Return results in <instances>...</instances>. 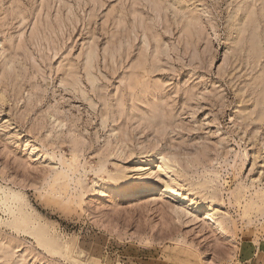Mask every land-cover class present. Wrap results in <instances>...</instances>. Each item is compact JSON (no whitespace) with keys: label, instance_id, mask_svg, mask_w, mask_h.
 <instances>
[{"label":"rangeland","instance_id":"obj_1","mask_svg":"<svg viewBox=\"0 0 264 264\" xmlns=\"http://www.w3.org/2000/svg\"><path fill=\"white\" fill-rule=\"evenodd\" d=\"M248 240L264 0H0V264H239Z\"/></svg>","mask_w":264,"mask_h":264},{"label":"bare ground","instance_id":"obj_2","mask_svg":"<svg viewBox=\"0 0 264 264\" xmlns=\"http://www.w3.org/2000/svg\"><path fill=\"white\" fill-rule=\"evenodd\" d=\"M142 163H143V159H141V161L139 162V164H142ZM143 169H144L143 167H137V168L133 169L132 172H136L137 173V172L142 171ZM145 174L150 176V174L147 173V172H144V175ZM132 185H133V183H131L130 181L129 182L127 181V185L122 186V188H119L118 189V192L120 194L121 199H124V200L125 199H134V198H136L139 195L140 192L141 193H148L150 191H156L158 189V184L155 181H153V180H149L148 181V180L143 179L137 185H135V186H132ZM110 188L116 189L115 185H111ZM99 191H100V188H98L96 190V193L99 194ZM188 195H190V194H188ZM192 202L190 201V203L188 202L187 204L188 205H195L196 208H199L200 207V204L199 203H197V202L192 203ZM205 219H208V220L211 219L212 220L211 215L209 213H207ZM211 227H214L217 231H219L221 233H224V231H225L224 228H223V226L221 224L217 223L216 221H213V225Z\"/></svg>","mask_w":264,"mask_h":264},{"label":"crops","instance_id":"obj_3","mask_svg":"<svg viewBox=\"0 0 264 264\" xmlns=\"http://www.w3.org/2000/svg\"><path fill=\"white\" fill-rule=\"evenodd\" d=\"M239 264H264V248L251 241H246L240 246Z\"/></svg>","mask_w":264,"mask_h":264}]
</instances>
